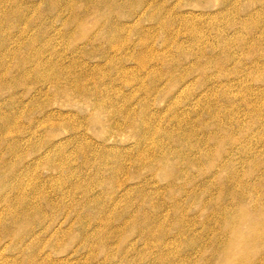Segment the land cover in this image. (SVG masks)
<instances>
[{"label": "rangeland", "instance_id": "374dc122", "mask_svg": "<svg viewBox=\"0 0 264 264\" xmlns=\"http://www.w3.org/2000/svg\"><path fill=\"white\" fill-rule=\"evenodd\" d=\"M166 11L195 24L162 27ZM257 195L264 0H0V247L101 219L128 242L138 229L118 225L151 214L176 264H215L214 248L243 246L231 220L249 231Z\"/></svg>", "mask_w": 264, "mask_h": 264}, {"label": "bare ground", "instance_id": "6f19581e", "mask_svg": "<svg viewBox=\"0 0 264 264\" xmlns=\"http://www.w3.org/2000/svg\"><path fill=\"white\" fill-rule=\"evenodd\" d=\"M168 13L170 14L169 11H166V15L161 14V17L158 20L162 27L168 26L169 23H173L176 20H180L181 22L178 21L180 24L183 21V23L186 22L185 25H191L188 24L191 20L183 13H181V15L170 14L167 16ZM151 18L155 20V14H152ZM194 21L191 22L195 24ZM15 56H18L20 61L26 62V58L21 56L18 51H15ZM144 60L145 61H142L139 66H136V68L139 70L146 68L148 65L146 62L147 59L145 58ZM149 69L150 72L156 75L161 74V70H158L156 66H151ZM97 80L98 79L95 80V83L92 86L94 92L99 90L96 85ZM77 86L82 92H86L88 89V87L80 85V83H78ZM125 100H128V98ZM112 102L114 103L115 101L112 100ZM99 105L101 106L100 103ZM127 118L131 120L134 119L129 115ZM143 122H147L145 121V117L143 118ZM16 126L19 128V125ZM8 132L6 133L7 136L10 135ZM11 138L14 139V141L19 140L18 136H12ZM194 162L199 163L198 160H195ZM154 165L155 163L151 162V166ZM233 196L238 198L236 203H238L239 206H243L240 204L243 202V199L241 200L242 196L237 195L236 193L233 194ZM263 200L264 195H261L260 197L257 195L258 202L256 203L255 208L259 210L257 211L258 215L251 212L254 216H250L249 218V231L246 233H242L237 226L240 217L231 220L233 224L231 226H233V228L232 235L229 236V239L232 240L233 237L239 238L242 241L243 246L237 253L232 250V245L228 243H225L221 249L218 247L214 248L213 255L216 259L215 264H255L254 260L257 261L259 252L253 247L258 246V248H261L264 245ZM28 208L29 205H26V211ZM240 209L246 213L244 210L245 208H239L238 210L240 211ZM23 210L25 211V209ZM23 210H20V212L22 213ZM143 210L140 211V214L143 213ZM144 212L147 213L146 211ZM137 215L138 214H136V216ZM107 221L110 224L113 223L110 218L107 219ZM150 221H154V217L151 214H144V219L142 220V222L146 223L144 226L143 224H140L141 220H138L137 224H134V220H132V223L130 221H123L118 225L120 229L131 225L138 229L137 235L141 239L140 241L145 242L141 246H139L136 241L139 240V238L127 242V237L125 239L119 233L109 234L104 232L105 230L103 228H105L106 224L105 219H101L100 223L97 225L101 228H98L96 232L85 231L81 235H74L75 232L72 234L71 229H65L61 225L52 227L50 230L46 227V230L44 231H38L31 228L27 232L21 234L18 240L14 242L12 252L7 251V246L0 247V264H160L158 260L162 261L163 259L168 261L167 264H176L175 257H170L171 241H164L166 237V229H159L158 227L160 225L157 226L158 224L155 225L157 227L149 228L150 226L148 227L147 225ZM133 233L129 234L131 235ZM67 241H72V244L66 246V243L68 244ZM157 246H161L160 249ZM163 248H165L167 252H163ZM150 249H156V256L147 252Z\"/></svg>", "mask_w": 264, "mask_h": 264}]
</instances>
